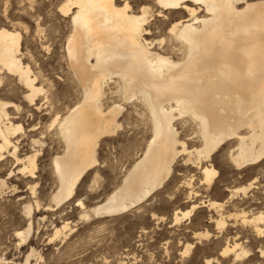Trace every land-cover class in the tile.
<instances>
[{
	"label": "bare ground",
	"instance_id": "obj_1",
	"mask_svg": "<svg viewBox=\"0 0 264 264\" xmlns=\"http://www.w3.org/2000/svg\"><path fill=\"white\" fill-rule=\"evenodd\" d=\"M153 1L155 11L142 5L138 12L132 10L129 0H63L58 5L57 12L68 20L63 58L76 96L67 104L54 106L47 126L49 137L62 147L51 159L56 190L50 194L49 208L58 209L73 198L80 181L99 165L96 152L101 139L122 129L119 118L129 109L145 118L151 139L127 169L121 185L90 207L83 214L86 218L119 214L142 202L166 183L180 154L187 155L185 163L200 169L206 191L218 175L210 161L222 147L226 146V156L237 170L264 161V0ZM166 12L186 16L173 20L158 39L151 25L156 18H168ZM21 35L16 28L0 26V74L16 78L25 88L24 100L30 106H37L40 96L49 104V91L22 59ZM59 100L58 93H53L50 106ZM10 107L20 111L13 102L0 100V157L11 148L16 173L32 179L39 149L18 155L12 138L23 131V125L12 122ZM176 121L193 125L199 147L189 148L179 137ZM32 143L44 144L39 138ZM253 183L226 188L229 194L220 202L201 200L208 210L216 211L217 216L209 213L210 222L222 230L228 220H240L264 238L263 211L227 210L234 200L248 198ZM8 188L0 179V196ZM193 194L199 195L192 189ZM76 205L83 206V202L78 200ZM198 208L199 203L193 202L191 209L178 210L175 221L188 218ZM25 209L32 214L30 205ZM67 227L68 223L57 228L55 235ZM16 233L25 241L30 229ZM195 234L209 236L208 230ZM235 241L227 242L220 255L249 256L243 243ZM192 247L186 244L184 253ZM260 252L264 256L263 248ZM212 261L208 258L205 264ZM25 264H29L28 258Z\"/></svg>",
	"mask_w": 264,
	"mask_h": 264
},
{
	"label": "rangeland",
	"instance_id": "obj_2",
	"mask_svg": "<svg viewBox=\"0 0 264 264\" xmlns=\"http://www.w3.org/2000/svg\"><path fill=\"white\" fill-rule=\"evenodd\" d=\"M61 2L63 0H0V26L16 28L22 34V59L31 66L38 82L51 95L49 104L40 96L37 106H30L24 100L25 88L18 84L16 78L5 72L0 74V100L20 107V111L8 108L12 122L23 125L24 132L12 138L18 146V155L39 149L38 168L32 179L16 173L18 165L10 155L11 148L0 157V179L9 186L0 196V264H25L27 258L29 264H205L208 258L213 260L211 264H264V256L260 252L261 248L264 249V238L235 219L228 220V225L222 230L218 229L208 217L209 213L217 216L216 211L208 210L200 203L206 199L223 201L229 194L226 188L252 181L248 198L234 200L233 206L227 205V210L234 212V208H238L264 212V161L237 170L226 156V146L212 156L210 162L218 175L208 191L202 184L200 169L192 163H185L187 155L180 154L166 183L154 189L139 204L137 202L126 211L107 217L83 216L90 207L121 185L125 173L145 151L151 139L150 125L130 109L121 115L122 119L119 118L123 123L122 129L113 137L101 139L96 152L99 165L89 170L80 181L73 198L58 209L49 208L52 205L50 196L56 190L51 159L62 151V147L56 139L49 137L47 126L54 114V106L67 104L76 96V87L68 79L63 58L62 45L68 32V20L57 12ZM129 2L135 12L142 5L156 10L153 0ZM166 16V19L156 18L157 22L151 25L158 39L164 36L162 34L173 20L186 16V13L166 12ZM55 92L60 100L51 107ZM176 122L179 137L186 141L188 147H199L193 125ZM38 138L44 142L42 146L32 143ZM11 186L16 189H11ZM192 189L199 195H190ZM78 200L83 202V206L76 205ZM193 202L199 203L200 208L188 218L176 222L175 213L191 209ZM27 205L32 207L31 215L26 213ZM66 223L68 227L56 236V229ZM28 229L30 233L22 241L16 232ZM207 230L208 238L195 234ZM234 239L243 243L250 251L249 256L236 259L235 255H220L227 242L232 243ZM186 244L193 245L187 254L184 253Z\"/></svg>",
	"mask_w": 264,
	"mask_h": 264
}]
</instances>
